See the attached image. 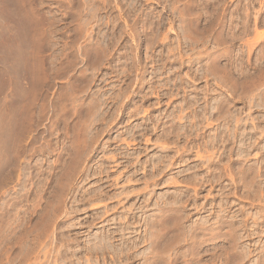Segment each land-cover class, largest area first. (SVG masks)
I'll use <instances>...</instances> for the list:
<instances>
[{"label":"rangeland","instance_id":"obj_1","mask_svg":"<svg viewBox=\"0 0 264 264\" xmlns=\"http://www.w3.org/2000/svg\"><path fill=\"white\" fill-rule=\"evenodd\" d=\"M143 22H147L145 26ZM179 55L183 64L179 60L173 63ZM161 61L165 65L156 74ZM141 76H144L143 87L137 80L142 79ZM263 80L264 0H0V264H144L146 258L143 259L142 254L133 262H125L113 251L101 254L91 245L96 246L94 241L98 242V236L110 231L115 234L112 240L115 246L124 240L129 243L144 239L149 229L146 218L149 221L151 216L154 219L160 213L153 206L158 196L175 191L191 195L182 206L186 208L183 213H189L184 226H194V231H198L196 239L201 235L196 244L181 242L180 252L190 253L186 252V258H181L177 264L191 263L190 259L194 264H258L264 255V221H259L258 235L247 236L244 230L245 237L237 244L228 236L226 239L220 236L221 231H227V224L222 228L219 224L227 218L231 220L232 211L246 207L252 214L263 202L252 204L239 197L241 203L232 195L227 199L229 181L227 178L220 183L204 181L211 171L207 168L200 167L201 180L198 178L192 185L182 180L147 187L144 180L151 177L154 158L165 151L161 149V142H156L163 132V124L149 120L152 109L160 108L164 115L187 94H199L203 104L204 94L208 93L209 98L226 97L241 113L240 117L250 123L247 117L261 119L264 115V108L253 105L264 90ZM181 82L187 86L176 90L175 84ZM152 90L156 92L151 93ZM169 90L174 92L173 98L160 97L159 93ZM142 95H147L150 101ZM98 97L106 101L99 111ZM158 97L162 98L160 105L150 103ZM135 104L147 112L127 117ZM103 112V118H98ZM209 122L212 125L198 136L195 133L187 139L182 136L179 145H193L192 153L203 152L201 144L205 137L224 123L221 119ZM137 124L151 130L143 135ZM133 127L136 131L132 137L128 131ZM168 146L171 152L176 150L172 139ZM212 151L217 161L221 157L226 162L225 146ZM129 159L134 163H129ZM177 162L159 178L165 180L176 175L181 180L193 171H186L189 167L186 163ZM102 167L109 172L100 173ZM229 200L234 201L231 213L227 208ZM249 218L250 228L253 220ZM122 235L125 238L121 240ZM140 245L135 251H149V242ZM247 250L249 255L234 257L237 252ZM150 259L148 262L153 258Z\"/></svg>","mask_w":264,"mask_h":264},{"label":"bare ground","instance_id":"obj_2","mask_svg":"<svg viewBox=\"0 0 264 264\" xmlns=\"http://www.w3.org/2000/svg\"><path fill=\"white\" fill-rule=\"evenodd\" d=\"M39 1V0H38ZM64 1V0H63ZM67 1V0H65ZM92 1V0H91ZM180 1V0H179ZM37 2V1H36ZM70 2V1H69ZM82 2V1H81ZM84 2V1H83ZM116 2V1H115ZM177 2V1H176ZM28 3V2H25ZM30 3V2H29ZM79 3V2H78ZM102 3V2H101ZM110 3V2H109ZM170 3V2H169ZM174 3V2H173ZM187 3V2H186ZM23 4V1H22ZM32 4V3H31ZM75 4V3H74ZM84 4V3H83ZM24 5V4H23ZM22 5V6H23ZM20 6V7H22ZM28 6V5H27ZM41 6V5H40ZM84 6V5H83ZM93 6V5H92ZM104 6V5H103ZM128 6V5H127ZM172 6V5H171ZM187 6V5H186ZM30 7V6H29ZM28 7V8H29ZM115 7V6H114ZM142 7V6H141ZM27 8V7H26ZM25 8V9H26ZM34 8V7H33ZM113 8V7H112ZM30 9V8H29ZM32 9V8H31ZM82 9V8H81ZM103 9V8H102ZM117 9V8H116ZM136 9V8H135ZM181 9V8H180ZM197 9V8H196ZM96 10V9H95ZM179 10V9H178ZM182 10V9H181ZM187 10V9H186ZM189 10V9H188ZM80 11V10H79ZM172 11V10H171ZM180 11V10H179ZM23 12V11H22ZM26 12V11H24ZM74 12V11H73ZM76 12V11H75ZM89 12V10H88ZM184 12V11H183ZM189 12V11H188ZM191 12V11H190ZM206 12V11H205ZM30 13V11H28V14ZM38 13V12H37ZM36 13V14H37ZM87 13V12H86ZM143 13V12H142ZM152 13V12H151ZM155 13V12H154ZM174 13V12H173ZM186 13V12H185ZM197 13V12H196ZM199 13V12H198ZM65 14V13H64ZM78 14V13H77ZM139 14V13H138ZM149 14V13H148ZM181 14V13H180ZM159 15V14H158ZM199 15V14H198ZM76 16V15H75ZM116 16V15H115ZM220 16V15H219ZM223 16V15H222ZM33 17V16H32ZM39 17V16H38ZM126 17V16H125ZM136 17V16H135ZM186 17V16H185ZM27 18V17H24ZM45 18V17H44ZM132 18V17H131ZM134 18V17H133ZM132 18V19H133ZM148 18V17H147ZM146 18V20H147ZM188 18V17H187ZM217 18V17H216ZM35 19V18H34ZM41 19V18H40ZM40 19H36V20H40ZM47 19V18H46ZM118 19V18H117ZM131 19V20H132ZM183 19V18H181ZM197 19V18H196ZM19 20V19H18ZM23 20V19H22ZM44 20V19H43ZM53 20V19H52ZM77 20V19H76ZM120 20V18H119ZM137 20V19H136ZM154 20V19H153ZM166 20V19H165ZM88 21V20H87ZM248 21V20H247ZM44 22V21H42ZM72 22V21H71ZM121 22V21H120ZM128 22V21H127ZM135 22V21H134ZM151 22V21H150ZM154 22V21H153ZM170 22V21H169ZM186 22V21H185ZM191 22V21H190ZM220 22V21H219ZM24 23V22H23ZM22 23V24H23ZM26 23V21H25ZM33 23V22H32ZM39 23V22H38ZM49 23V22H48ZM82 23V22H80ZM79 23V24H80ZM86 23V22H85ZM90 23V22H89ZM132 23V22H131ZM144 26L147 22H143ZM149 23V22H148ZM35 24V23H34ZM44 24V23H43ZM53 25V23H51ZM110 24V23H109ZM189 24V23H188ZM20 25V23H19ZM76 25V24H75ZM191 25V24H190ZM220 25V24H219ZM39 26V25H38ZM46 26V25H45ZM51 26V25H50ZM79 26V25H78ZM78 26H75L78 28ZM111 26V25H110ZM142 26V25H141ZM25 27V26H24ZM22 27V28H24ZM29 27V26H28ZM112 27V26H111ZM151 27V26H150ZM170 27V26H169ZM81 28V26L79 27ZM108 28V27H107ZM124 28V27H123ZM196 28V27H195ZM201 28V27H200ZM212 28V27H211ZM256 28V27H255ZM27 29V28H26ZM33 29V28H32ZM42 29V28H41ZM48 29V28H47ZM83 29V28H82ZM133 29V28H132ZM153 29V28H152ZM170 29V28H169ZM172 29V28H171ZM186 29V28H185ZM184 29V30H185ZM24 30V29H22ZM49 30V29H48ZM89 30V29H88ZM86 30V31H88ZM121 30V29H120ZM164 30V29H163ZM207 30V29H206ZM210 30V29H209ZM257 30V29H254ZM32 31V30H31ZM30 31V32H31ZM44 31V30H43ZM47 31V30H46ZM77 31V30H76ZM82 31V30H81ZM123 31V30H122ZM166 31V30H165ZM187 31V29L185 30ZM184 31V32H185ZM197 31V30H196ZM25 32V31H24ZM29 32V33H30ZM116 32V31H115ZM144 32V31H143ZM173 32V31H172ZM190 32V31H189ZM194 32V30H193ZM226 32V31H225ZM50 33V32H49ZM79 33V32H77ZM86 33V32H85ZM150 33V32H149ZM187 33V32H186ZM203 33V32H202ZM218 33V31H217ZM259 33V32H258ZM255 33V34H258ZM21 34V33H20ZM31 34V33H30ZM41 34V33H40ZM81 34V33H80ZM98 34V33H97ZM104 34V33H103ZM121 34V33H120ZM136 34V33H135ZM152 34V33H151ZM159 34V33H158ZM222 34V33H221ZM28 35V34H27ZM35 35V34H34ZM114 35V34H113ZM167 35V34H166ZM207 35V34H206ZM8 36V35H7ZM29 36V35H28ZM119 36V35H118ZM117 36V37H118ZM139 36V35H138ZM218 36V35H217ZM19 37V36H18ZM38 37V36H37ZM44 37V36H43ZM46 37V36H45ZM101 37V36H100ZM162 37V36H161ZM166 37V36H165ZM185 37V36H184ZM187 37V36H186ZM216 37V36H215ZM261 37V36H259ZM30 38V37H29ZM42 38V37H41ZM87 38V37H86ZM138 38V37H137ZM151 37L147 38L150 39ZM191 38V37H190ZM217 38V37H216ZM31 39V38H30ZM51 39V38H50ZM75 39V38H74ZM189 39V38H188ZM218 39V38H217ZM259 39V38H257ZM80 40V39H79ZM152 40V39H151ZM160 40V38H159ZM183 40V39H182ZM221 40V39H220ZM223 40V39H222ZM226 40V39H225ZM236 40V39H235ZM77 41V40H76ZM88 41V40H87ZM114 41V40H113ZM120 41V40H119ZM140 41V40H139ZM165 41V40H164ZM173 41V40H172ZM188 41V40H187ZM217 41V40H216ZM229 41V40H228ZM30 42V41H29ZM73 42V41H72ZM86 42V41H85ZM153 42V40L151 41ZM148 41V45L151 43ZM198 42V41H197ZM223 42V41H222ZM250 42V41H249ZM263 42V41H262ZM218 43V42H217ZM225 43V42H224ZM247 43V42H246ZM27 44V43H26ZM41 44V42L39 43ZM90 44V43H89ZM104 44V43H103ZM113 44V43H112ZM197 44V43H196ZM251 44V45H250ZM249 46H252V43H250ZM43 45V44H42ZM40 45V46H42ZM47 45V44H46ZM147 45V46H148ZM161 45V44H160ZM190 45V44H189ZM44 46V45H43ZM79 46V45H78ZM97 46V44H96ZM154 46V44H153ZM182 46V45H181ZM248 46V47H249ZM22 47V46H21ZM67 47V46H66ZM71 47V46H70ZM149 47V46H148ZM189 47V46H188ZM195 47V46H194ZM88 48V47H87ZM151 48V47H150ZM42 49V48H41ZM48 49V48H47ZM62 49V48H61ZM89 49V48H88ZM94 49V48H93ZM108 49V48H106ZM116 49V48H115ZM146 49V48H145ZM19 50V49H18ZM22 50V49H21ZM103 50V49H102ZM161 50V49H160ZM248 50V49H247ZM30 51V50H29ZM86 51V50H85ZM84 51V52H85ZM99 51V49H98ZM112 51V50H111ZM184 51V50H183ZM23 52V51H22ZM110 51H108L109 53ZM169 52H171L169 50ZM192 52V51H191ZM208 52V51H207ZM72 53V52H71ZM70 53V54H71ZM100 53V52H98ZM104 53H107L104 49ZM112 53V52H111ZM150 53V52H149ZM226 53V51H225ZM75 54V53H74ZM95 54V53H94ZM97 54V53H96ZM126 54V53H125ZM189 54V53H188ZM220 54V53H219ZM44 55V54H43ZM64 55V54H63ZM101 55V54H98ZM108 55V54H107ZM173 55V54H172ZM223 55V54H222ZM37 56V55H35ZM104 56V54H103ZM106 56V55H105ZM135 56V55H134ZM47 57V56H46ZM60 57V56H59ZM73 57V56H72ZM75 57V56H74ZM78 57V56H77ZM80 57V56H79ZM94 57H96L94 55ZM107 57V56H106ZM216 57V56H215ZM263 57V56H262ZM31 58V57H30ZM40 57H38L39 59ZM71 58V57H70ZM87 58V57H86ZM100 58V56H99ZM126 58V57H125ZM161 58V57H160ZM159 58V59H160ZM168 58V57H167ZM73 59V58H72ZM162 59V58H161ZM192 59V58H191ZM206 59V58H205ZM30 60V59H29ZM40 60V59H39ZM48 60V59H47ZM74 60V59H73ZM100 60V59H99ZM142 60V59H141ZM173 60V59H172ZM177 60H179L181 63L182 61V56L179 55V58H176L173 60V63L178 62ZM44 61V60H43ZM92 61V60H91ZM95 61V60H94ZM104 61V60H103ZM159 61V60H158ZM29 62V61H28ZM34 62V61H33ZM37 62V61H35ZM46 62V61H44ZM102 62V61H101ZM112 62V61H111ZM123 62V60H122ZM215 62V61H214ZM248 62V61H247ZM62 63V62H61ZM71 63V62H70ZM99 63V61H98ZM162 63V61H161ZM90 64V62H89ZM118 64V63H117ZM160 64V61H159ZM183 64V63H181ZM213 64V63H212ZM36 65V64H35ZM43 65V64H42ZM68 65V64H67ZM124 65V64H123ZM165 65V62L162 63V65H159L156 67V71L155 73L158 74L159 70L162 69L161 67ZM93 66V64H92ZM145 66V65H144ZM63 67V66H62ZM86 67V66H85ZM89 67V66H88ZM96 67V66H95ZM99 67V66H98ZM101 67V66H100ZM212 67V66H211ZM216 67V66H214ZM222 67V66H221ZM220 67V68H221ZM40 68V67H38ZM66 67H64L65 69ZM168 68V67H167ZM59 69V68H58ZM92 69V68H91ZM94 69V68H93ZM140 69V68H139ZM155 69V68H154ZM218 69V68H217ZM71 70V69H70ZM144 70V69H143ZM208 70V69H207ZM211 70V69H210ZM220 70V69H219ZM218 70V71H219ZM40 71V70H39ZM43 71V70H42ZM50 71V70H49ZM72 71V70H71ZM79 71V70H78ZM85 71V70H84ZM169 71V70H168ZM227 71V70H226ZM52 72V71H51ZM198 72V71H197ZM30 73V72H29ZM43 73V72H42ZM45 73V72H44ZM43 73V74H44ZM48 73V72H47ZM46 73V74H47ZM59 73V72H58ZM63 73V72H62ZM67 73V72H66ZM110 73V72H109ZM119 73V72H118ZM144 73V72H143ZM247 73V72H246ZM257 73V72H256ZM81 74V73H80ZM130 74V73H129ZM205 74V73H204ZM49 75V74H48ZM82 75V74H81ZM215 75V74H214ZM43 76V75H42ZM58 76V75H57ZM62 76V75H60ZM183 76V75H182ZM194 76V75H193ZM46 77V76H45ZM56 77V76H55ZM142 77V76H141ZM140 77V78H141ZM208 77V76H207ZM246 77V76H245ZM252 76H250L251 78ZM51 78V77H50ZM54 78V77H53ZM133 79V77H131ZM238 78V77H237ZM263 78V76H262ZM82 79V77H81ZM171 79V78H170ZM200 79V78H199ZM235 79V78H234ZM255 79V78H253ZM252 79L251 82L254 83V80ZM46 80L47 79H43ZM73 80V79H72ZM138 82L140 83L139 85H141L143 87L144 84V76L142 77V79H137ZM175 80V79H174ZM33 81V80H32ZM134 81V80H133ZM183 81V80H182ZM260 81V80H259ZM264 81V80H263ZM74 82V81H72ZM167 82V81H166ZM189 82V81H188ZM242 82V81H241ZM44 83V82H43ZM71 83V82H70ZM76 83V82H75ZM153 83V82H152ZM219 83V81H218ZM239 83V82H238ZM256 83V82H255ZM261 83V82H260ZM46 84V83H45ZM91 84V83H90ZM171 84V83H170ZM174 84V82H173ZM183 82H181V84L178 83L175 84L176 85V90H179V88H184L185 86H183ZM240 84V83H239ZM245 84V83H244ZM259 84V83H258ZM84 85V84H83ZM167 85V84H166ZM224 85V84H223ZM44 86V85H43ZM76 86V85H75ZM78 86V85H77ZM87 86V84L85 85ZM140 86V87H141ZM153 86V85H152ZM248 86V85H247ZM67 87V86H66ZM139 87V89H140ZM141 87V88H142ZM214 87V86H213ZM238 87V86H237ZM245 87V86H244ZM48 88V87H47ZM138 88V87H137ZM206 88V87H205ZM249 88V87H248ZM63 89V88H62ZM77 89V88H76ZM133 89V88H132ZM154 89V88H153ZM173 89V88H172ZM190 89V88H189ZM208 89V88H206ZM236 89V88H235ZM241 89V88H240ZM161 90V89H160ZM229 90V89H228ZM234 90V89H233ZM260 90V89H259ZM263 90V89H262ZM261 90V92H263ZM185 91V89H184ZM190 91V90H189ZM207 91V90H206ZM209 91V90H208ZM250 91V90H249ZM156 91L152 90L151 93H154ZM252 92V91H251ZM260 92V99L259 101H256L254 107H260V108H264V93L261 94ZM45 93V92H44ZM95 93V92H94ZM125 93V92H123ZM127 93V91H126ZM158 93V92H157ZM217 93V92H216ZM241 93V92H240ZM48 94V93H47ZM98 94V93H97ZM144 94V93H143ZM176 95L178 93H175ZM208 94V93H207ZM207 94L205 95V103L201 104L200 100H201V96L199 94H190L184 97V99L180 102V104L176 105L173 107V109L164 114L162 113L161 109H152V111L150 112L149 115V120H151L153 123L154 121L157 122V124H160V122L163 124V132L159 135V137L156 138V142H161V149L165 150L164 152H162L161 154H158L154 160H153V164H152V171L150 174V176H148V180H144V184L149 187L151 184L152 186H158L160 184H176L179 181H184L188 184L194 183L198 180V178H200V167L201 169L203 168H207L210 169L207 172H209L208 175H206L204 177V181H208V182H219L222 181L224 178H227V180L229 181L228 183V187L227 190L229 189V192L227 193L228 195H226L227 199L230 195H232V197L236 196L239 200V202H241L242 200L239 199V197H241L242 199H248L252 202V204H255L254 202H258V203H262L263 202V206H260L259 210H256L255 212L252 211L253 213L251 214L250 210L246 209V207H240L233 212L232 211V204L234 203V201L232 202L231 200H229L228 202V206L227 208H229L228 213H233L232 216H229L231 220H229V218H227V220L229 221H220L221 223L219 224V226L225 227V224H227V231L223 232L219 231L220 236L224 237V239H226V236L229 237V239H231L233 242H235V244H237V242H239L242 238L245 237V233H242V231H247L248 233L246 234L247 236H253V235H258L259 233V221L262 220V222L264 221V115L260 116L262 117L261 119L258 118V116L254 117L251 119V116L247 117L249 118L251 121L250 123L245 122L244 119L242 117H240V112L236 109H234L232 106V104L230 102H228L227 98L224 97H218V98H212L213 96H211V98L208 97ZM246 94V93H245ZM69 95V94H68ZM67 95V96H68ZM160 97L162 98H170L174 95V92L172 91H168L166 93H159ZM207 95V96H206ZM210 95V93H209ZM220 95V94H219ZM26 96V95H25ZM46 96V95H45ZM257 96V95H256ZM78 97V96H77ZM95 97V96H94ZM93 97V98H94ZM115 97H117V94L115 95ZM124 97V96H123ZM127 97V96H126ZM142 98H146L148 101H150L149 97H147V95H142ZM258 97V98H259ZM57 98V97H56ZM162 98H159L155 101L150 102L151 104H161V100ZM173 98V97H172ZM204 98V97H203ZM226 98V99H225ZM251 98V97H250ZM46 99V98H45ZM61 99V98H59ZM70 99V98H69ZM53 100V99H52ZM79 100V99H78ZM252 100V99H251ZM47 101V100H46ZM63 101V100H62ZM5 102V101H4ZM49 102V101H48ZM54 102V101H53ZM71 102V101H70ZM82 103V102H81ZM165 103V102H164ZM58 104V103H57ZM88 104V103H87ZM133 104V103H132ZM150 104V105H151ZM163 104V103H162ZM61 105V104H60ZM102 105H106V101L100 97H98V111L100 109V107H102ZM123 105V104H122ZM148 105V104H147ZM252 105V107H253ZM66 106V105H63ZM77 106V105H76ZM87 106V105H86ZM91 106V105H90ZM135 109L128 112L127 117H134V116H138L139 114H141L143 111V113L147 112L146 109H142L141 106H138L135 104ZM45 107V105L43 106ZM49 107V106H47ZM89 107V106H87ZM132 107V106H131ZM251 107V108H252ZM64 108V107H63ZM71 108V107H69ZM77 108V107H76ZM91 108V107H90ZM40 109V108H39ZM116 109V108H115ZM122 109V108H121ZM187 109L190 110V112H186ZM24 110V109H23ZM42 110V109H41ZM59 109H57L58 111ZM80 110V109H79ZM92 110V108H91ZM131 110V109H130ZM6 111V110H5ZM45 111V110H44ZM51 111V110H50ZM78 111V110H77ZM252 111V110H251ZM46 112V111H45ZM63 112V111H62ZM108 112V111H107ZM56 113V112H54ZM76 113V112H75ZM21 114V113H20ZM260 114V113H259ZM43 115V114H42ZM72 115V114H71ZM84 115V114H83ZM86 115V114H85ZM250 115V114H249ZM65 116V115H64ZM80 116V115H78ZM82 116V114H81ZM104 116V112L102 113V115H98L99 117L103 118ZM163 116V117H161ZM73 117V116H72ZM92 117V116H91ZM166 120H164V118H166ZM43 118V116H42ZM53 118V117H52ZM61 118V117H60ZM112 118V117H111ZM5 119V118H4ZM113 119V118H112ZM210 119H221L224 121V123L222 125H220L216 131L214 133H208V136L206 134L207 137H205L206 139H204V143H202V148L203 152H200L199 150H196L195 153H192V147H194L192 145L189 146V144H185V145H179V142L182 138V136H185V138L187 139L189 136H191L192 134H196L198 136V133L203 132L204 129H206L208 127V125H212V122H209ZM247 119V120H249ZM54 120V119H53ZM80 120V119H79ZM195 120V121H194ZM75 121H77L75 119ZM83 121V120H82ZM51 122V121H50ZM60 122V121H59ZM206 122V124L204 123ZM83 123V122H82ZM140 123V122H138ZM248 123V124H247ZM12 124V123H11ZM43 124V123H42ZM50 124V123H49ZM155 124V123H154ZM206 126H204V125ZM52 125V124H50ZM143 124H137L136 127L139 128V130L141 129L142 134L145 135L148 131L151 130L150 127L148 126H142ZM153 125V124H152ZM55 126V125H54ZM78 126V125H77ZM87 126V125H86ZM74 127V126H73ZM82 127V126H81ZM85 127V126H84ZM154 127V126H153ZM157 127V126H155ZM49 128V127H48ZM80 128V127H79ZM134 128V127H133ZM158 128V127H157ZM71 129V128H70ZM75 129V128H74ZM214 129V128H213ZM7 130V129H6ZM99 130V129H98ZM134 130V131H133ZM70 131V130H69ZM75 131V130H74ZM73 131V132H74ZM100 131V130H99ZM136 131V129H132L129 130L128 133L130 135H132V137L134 136V132ZM58 132V131H57ZM102 132V131H101ZM140 132V131H139ZM17 134V133H16ZM51 134V133H50ZM70 134V133H69ZM100 134V133H99ZM200 135V134H199ZM204 135V134H203ZM77 136H75L76 138ZM200 137V136H199ZM46 138V137H45ZM74 138V137H73ZM25 139V138H24ZM49 139V138H46ZM134 139V138H133ZM172 139L173 142L176 145V150L171 152L170 147L168 146V141ZM132 140V139H131ZM147 141H150V139H146ZM125 141V140H124ZM25 142V141H24ZM77 143V141H75ZM79 144V142H78ZM130 144V143H129ZM197 144V143H196ZM200 144V143H199ZM133 145V144H132ZM200 145V146H201ZM225 146L226 149V157L227 160L226 162H223L220 159L217 161L214 157L215 152L212 151L214 148H218L219 146ZM44 146V145H43ZM51 146V145H50ZM94 146V145H93ZM198 146V144H197ZM196 146V147H197ZM6 147V146H5ZM48 147V146H47ZM8 148V147H7ZM30 148V147H29ZM36 148V147H35ZM34 148V149H35ZM49 148V147H48ZM67 148V146H66ZM198 148V147H197ZM30 151V149H28ZM33 150V149H32ZM43 150V149H42ZM54 150V149H53ZM64 150V149H63ZM80 151V150H79ZM22 152V151H21ZM63 152V151H62ZM86 152V151H85ZM214 152V153H213ZM32 153V152H31ZM49 154V153H48ZM58 154V153H57ZM78 154V153H77ZM31 155V154H30ZM88 156V155H87ZM114 157V156H113ZM250 157H254V158H250ZM194 161V162H198L195 165H191L189 164L190 161ZM176 161H178L177 163H186L187 165H189L187 170L193 169L192 172H190L189 174H187L183 179H177L175 176H171V178L165 179L163 180L162 178H159V176L161 174H163L165 172V170L168 167L174 166ZM129 163H134L133 160L129 159L128 161ZM140 163V162H139ZM13 164V163H12ZM63 166V165H62ZM73 166V165H72ZM101 166V165H100ZM103 166V164H102ZM52 168V167H51ZM86 168V167H85ZM173 168V167H172ZM76 169V168H75ZM155 169V171H154ZM104 170V168L102 167L99 171L100 173ZM106 170V169H105ZM105 170L103 172H105ZM26 171V170H25ZM28 171V170H27ZM108 171V170H106ZM204 171V170H203ZM71 172V171H70ZM86 172V171H85ZM102 172V173H103ZM109 172V171H108ZM107 172V175H108ZM106 173V172H105ZM205 173V172H203ZM202 173V174H203ZM80 174V173H79ZM201 174V176H202ZM206 174V173H205ZM149 175V174H148ZM18 176V175H17ZM84 176V175H83ZM147 176V175H146ZM60 177V176H59ZM147 178V177H145ZM144 178V179H145ZM203 178V177H202ZM129 179V178H128ZM31 180V179H30ZM118 180V178H117ZM131 179L127 180L128 182ZM133 180V179H132ZM199 180V181H200ZM151 181V182H150ZM182 181V182H183ZM198 181V183H199ZM5 182V181H4ZM201 182V181H200ZM194 185V184H193ZM203 185V183H202ZM55 186V185H54ZM145 187V186H144ZM145 187V190L146 188ZM192 187V186H191ZM196 187V186H195ZM226 187V186H225ZM100 188V187H99ZM144 189V188H143ZM142 189V190H143ZM193 189V188H192ZM196 189V188H195ZM202 189V188H201ZM99 190V189H98ZM102 190H104L102 188ZM155 189H153L152 191L154 192ZM101 191V188L100 190ZM189 191V190H188ZM128 192V191H127ZM126 192V193H127ZM150 192V191H149ZM148 192V193H149ZM124 193V192H123ZM121 192V194H123ZM98 194H100V192H98ZM120 194V195H121ZM147 194V193H146ZM97 195V194H96ZM151 195V194H150ZM118 196V195H117ZM128 196V195H127ZM190 194L189 192L183 194V193H179L177 191H175L174 193H162L158 196L157 202L155 204H153V206L155 205L156 208L160 211L156 212L159 213L157 216L151 218L152 219L150 221L147 220L146 218V225H148V231L147 234L145 236L144 239H139V240H131L129 243L125 240L120 244V245H113L112 240L116 237H114L115 234H111L113 232L110 231V233H102L103 236H98V242H95L98 247L94 246L93 244L91 246L92 249H96L95 251H98V253L104 254L106 252H110L113 251L116 255H118L119 258L121 259H125V262H128L130 260H136L138 257H140L142 254V258H146L144 259V264H177L181 258H186L185 253L187 251H185V253L182 251L180 252V248H181V242L183 240L185 241H191L192 243L196 244L197 243V239L199 237H197V239L195 238L197 232L194 231L195 228H193L192 226L189 227H185L184 226V221L186 219H189V213L184 212V210L186 208H183V204L187 202V200H189L190 198ZM149 199V198H148ZM147 199V201H148ZM146 202V201H145ZM242 203V202H241ZM245 203V202H244ZM121 204V203H120ZM244 205V204H243ZM148 206V205H147ZM150 206V205H149ZM37 207V206H36ZM140 207V206H139ZM142 207V206H141ZM254 207V206H253ZM135 208V207H134ZM145 208V207H144ZM251 208V207H250ZM34 210V209H33ZM48 210V209H47ZM144 210V209H143ZM156 210V209H155ZM69 211V210H68ZM75 211V210H74ZM226 211V209H225ZM60 213V212H59ZM154 213V214H156ZM218 214V213H217ZM220 214V213H219ZM223 214V213H222ZM227 214V213H226ZM152 215V214H151ZM229 215V214H228ZM128 216V215H127ZM40 217V216H39ZM220 217V216H219ZM248 217L252 218L253 223H251L252 225L250 226V228L248 227ZM59 218V217H58ZM123 218V217H121ZM249 218V219H250ZM37 219V217H36ZM45 221V220H44ZM145 221V220H144ZM128 222V220H127ZM208 222V221H206ZM251 222V221H250ZM30 223V222H29ZM48 223V222H47ZM46 223V224H47ZM129 223V222H128ZM199 223V222H198ZM197 223V224H198ZM38 225V224H37ZM201 225V224H200ZM199 225V226H200ZM256 225L258 227H256ZM211 226V225H210ZM197 227V226H195ZM25 228V227H24ZM34 228V227H33ZM134 228V227H133ZM189 228V229H186ZM198 228V227H197ZM201 228V226H200ZM247 228V230H246ZM253 228V229H251ZM22 229V228H21ZM36 229V228H35ZM50 229V228H49ZM135 229V228H134ZM202 229H204L202 227ZM208 228L204 229L207 230ZM128 230V227H127ZM226 230V229H225ZM258 230V231H257ZM16 231V230H15ZM208 231V230H207ZM216 231V230H215ZM218 231V230H217ZM119 232V231H118ZM121 232V231H120ZM125 232V230H124ZM202 232V230H201ZM20 233V232H19ZM28 233V232H27ZM47 233V232H46ZM50 233V232H49ZM116 233V232H114ZM208 233V232H207ZM57 234V233H56ZM121 234V233H119ZM123 234V233H122ZM206 236V233H202ZM213 235V233H211ZM101 235V233H100ZM124 235V234H123ZM121 236V240L124 236ZM144 235V234H143ZM203 235V237H204ZM215 235V234H214ZM213 235V236H214ZM210 236V235H209ZM217 236V235H216ZM11 237V236H10ZM20 237V236H19ZM96 237V236H95ZM143 237V236H142ZM58 238V236H57ZM97 238V237H96ZM125 238V237H124ZM202 238V237H201ZM248 238V237H247ZM131 239V238H130ZM32 240V239H31ZM92 240V239H91ZM97 241V239H95ZM128 240V239H127ZM204 240V238L202 239V241ZM220 240V239H219ZM120 241V240H119ZM20 242V241H19ZM115 242V241H114ZM149 242L148 246V250L144 247L143 249H146L147 253L145 252H138L135 251L136 249L139 248L140 243H146ZM187 242V243H188ZM58 243V242H57ZM190 243V242H189ZM13 244V243H12ZM16 244V243H15ZM32 244V243H31ZM184 244V243H183ZM241 244V243H240ZM28 245V244H27ZM66 245V244H65ZM218 245V244H217ZM43 246V245H42ZM60 246V245H59ZM66 247V246H65ZM143 247V246H142ZM194 247V246H193ZM264 247V246H263ZM15 248V247H14ZM41 248V247H40ZM189 248V247H188ZM199 248V247H198ZM65 249V248H64ZM194 249V248H193ZM47 250V249H46ZM60 250V249H59ZM132 250V251H131ZM183 250V249H182ZM189 250V249H188ZM141 251V249H140ZM145 251V250H143ZM169 251V252H168ZM170 251H172V255L170 253ZM235 251V250H234ZM250 251V250H249ZM194 252V251H193ZM262 252V251H261ZM26 253V252H25ZM68 253V252H67ZM70 253V252H69ZM184 253V254H182ZM190 252H187V254ZM195 253V252H194ZM198 253V252H197ZM236 253V252H235ZM240 253V254H239ZM239 253L237 252L236 254H234V257H245L247 255L250 254V252H243L241 253L239 251ZM252 253V251H251ZM46 254V252H45ZM124 254V255H123ZM168 256H167V255ZM123 255V256H122ZM140 255V256H139ZM166 255V256H165ZM217 255V254H216ZM224 255V254H223ZM4 256V255H3ZM6 256V255H5ZM193 256V255H192ZM18 257V256H17ZM26 257V256H25ZM32 257V256H31ZM38 257V256H37ZM61 257V256H60ZM151 257V259H150ZM188 257V255H187ZM214 257V256H213ZM228 257V256H227ZM226 257V258H227ZM232 257V255L230 256V258ZM23 258V257H22ZM100 258V257H99ZM105 258V257H104ZM189 258V257H188ZM217 258V257H216ZM224 258V259H226ZM44 259V258H43ZM50 259V258H49ZM82 259V258H81ZM112 259V258H111ZM151 260L148 262V260ZM229 259V257H228ZM233 259V258H232ZM219 260V258H218ZM231 260V259H230ZM241 260V259H240ZM259 260V259H258ZM8 261V260H7ZM37 261V260H36ZM81 261V260H80ZM183 261V260H182ZM185 261V260H184ZM189 261H191V263H188L187 261L185 262V264H194L192 262V259H190ZM35 262V261H34ZM72 262V261H71ZM181 262V261H180ZM227 262V261H225ZM231 262V261H230ZM247 262V260H246ZM257 262V260H256ZM2 263V262H1ZM4 263V262H3ZM108 263V262H107ZM120 263V262H119ZM122 263V262H121ZM229 263V262H228ZM237 263V262H236ZM239 263V261H238ZM48 264V263H47ZM72 264V263H70ZM112 264H115L114 262H112ZM130 264V263H129ZM196 264V263H195ZM198 264V263H197ZM202 264V263H201ZM227 264V263H224ZM230 264V263H229ZM235 264V263H234ZM257 264V263H256ZM258 264H264V255L260 258Z\"/></svg>","mask_w":264,"mask_h":264}]
</instances>
